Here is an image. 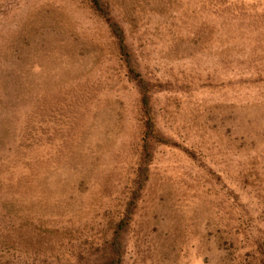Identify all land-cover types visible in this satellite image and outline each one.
<instances>
[{
  "label": "rangeland",
  "instance_id": "374dc122",
  "mask_svg": "<svg viewBox=\"0 0 264 264\" xmlns=\"http://www.w3.org/2000/svg\"><path fill=\"white\" fill-rule=\"evenodd\" d=\"M93 1L0 0V264H264V0Z\"/></svg>",
  "mask_w": 264,
  "mask_h": 264
},
{
  "label": "trees",
  "instance_id": "16d2710c",
  "mask_svg": "<svg viewBox=\"0 0 264 264\" xmlns=\"http://www.w3.org/2000/svg\"><path fill=\"white\" fill-rule=\"evenodd\" d=\"M93 3H94V5H96V7L98 9H101L100 6L98 5V1L94 0ZM108 27L110 29L112 36L114 37V40L117 44L119 52L121 53V55H124L126 57L124 59V61L128 67L129 72H132L130 56L127 54L128 50H127L126 42L124 39L123 31L115 23H109ZM143 97L145 98V95ZM142 100H143L144 105H145L146 101H144V99H142Z\"/></svg>",
  "mask_w": 264,
  "mask_h": 264
}]
</instances>
